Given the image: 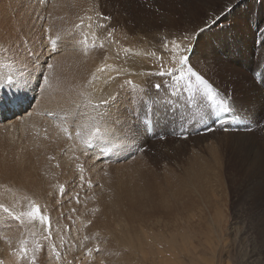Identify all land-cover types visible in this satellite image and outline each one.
<instances>
[{"label": "bare ground", "instance_id": "obj_1", "mask_svg": "<svg viewBox=\"0 0 264 264\" xmlns=\"http://www.w3.org/2000/svg\"><path fill=\"white\" fill-rule=\"evenodd\" d=\"M191 1L179 3L182 11L186 9L185 13L174 7L164 9L166 11L162 13L164 26L173 31L183 30L191 33H195L202 27L201 31L208 35L211 32L210 27L220 24L216 23L217 21H224L225 25L224 28L220 25V28H216L210 34L211 43L203 48L201 56L190 57L217 88L215 92H212L214 99L210 102L207 100L206 107L198 108V113L194 112V108L189 110L192 116L190 122H198L202 131L208 133L205 137L215 136L221 131L230 134L240 122L237 109L230 103L235 93H231L228 86L227 89L216 80L217 78L208 74L207 62L214 57L210 63L212 65L210 69L222 70L226 80L232 81L233 86L239 85L240 92L245 94L240 93L241 98L247 96L248 102L254 105L255 111L263 108L264 0H196L197 5L201 3L202 6H207V14L203 18L199 17L200 12L197 9L196 11L188 9ZM62 2L63 0H0V98H6L9 101L6 103L4 99H0V109L8 107L14 110H10V113L4 111L5 118L0 120V183L11 186L17 192L25 193L33 198L57 201L58 194H61L58 193L59 188L62 186L67 190L64 188L66 191L64 196L70 198L71 195L79 193V190L87 189L86 181H90L91 187L96 185L92 190H88L90 196L98 195V191L102 189L100 191L102 198L98 202L100 210L97 216L102 220L106 219L99 221L93 228L111 232L118 228L120 231L132 233L134 223H136L141 233L148 232L149 220L153 217L155 221L161 220L160 218L172 219L173 217L169 215L178 218L180 214L193 209L192 207L196 205L195 198L191 188H186L197 187L196 176L199 173L190 172L186 177L179 178L181 184L185 183L181 187V189H186L185 193L180 189L179 183L176 185L173 183L178 178L174 179L166 174L162 176L163 183L149 181L143 184L144 182L141 183L134 179L129 184H125V173L121 177L118 173L115 178H112L111 175L117 170L134 164L136 161L134 156L143 143L142 138L145 140L151 138L148 132L150 126L147 125L144 130L142 120L146 116H148L147 120L153 118L154 137L159 133L166 136L170 118L173 116L170 113L172 107L167 108L168 104H163L161 119L156 120L154 111L149 108L150 104L147 102V110L143 109L146 113L141 110L138 119L134 118L136 122H132L133 119L130 116L126 119L119 100L124 81L128 82L130 87L134 84L133 90L136 85L143 86L144 92L148 94L150 91L145 84L149 79H156V75L138 72L139 70H133L132 66L121 62L116 66H110L109 52L112 45L110 47L105 44L100 45L101 48L104 47V50L98 49V51L93 47L94 45H87V42L80 37L79 16L69 7H65ZM192 10L195 18L194 22L189 23L188 16L185 14L192 13ZM180 11L185 18L181 16ZM178 14H180V19H185L183 28L179 26L180 22L175 17ZM225 19H236V24H229ZM52 41L56 42L55 45ZM114 41L111 47L113 51L115 49L114 52L121 50L120 53H122L123 50L125 53L123 55L127 56L124 58H136V61L140 62L139 55L138 58L137 55L132 57L128 55V52H134L138 47L143 49L142 46L125 38L118 37ZM126 47L129 49L126 50ZM187 47L190 49L192 45ZM54 48L55 51H53ZM140 56L147 59L144 53ZM147 70L155 73L157 69L148 67ZM248 70L253 72L254 77L248 75ZM258 75H260L259 78ZM21 83L23 86H20ZM113 90L119 94L116 100L109 98L114 104L105 108H109L110 111L101 116L96 115L101 108L98 103L108 91ZM235 92L238 94L239 89ZM91 100H96V106ZM221 100L224 101L223 106L216 103ZM11 101L16 104L17 109L10 106ZM189 105L191 107L192 104ZM197 105L200 104L195 103L194 106ZM218 109H225L226 113L232 116L231 120L219 123L214 117ZM92 110L94 117H100L94 121L93 127H91L90 120ZM164 114L168 117L165 118ZM124 123H128L126 132H124ZM138 130L141 131L142 137L137 134ZM146 150L143 151L144 157L152 158L154 155ZM140 157L143 158V156ZM104 169L108 170L109 174H106ZM119 178L122 179L120 183ZM187 180L191 183L186 184ZM101 183L103 188L99 186ZM186 193L189 198H185V201L183 195ZM179 207L180 210H178ZM111 218L118 223H114ZM117 239L116 236L108 243ZM143 242L142 240L138 242L139 246L132 239L127 243H134L137 251L139 247V251L143 250L146 254L142 246ZM126 246L129 247L128 244Z\"/></svg>", "mask_w": 264, "mask_h": 264}, {"label": "rangeland", "instance_id": "obj_2", "mask_svg": "<svg viewBox=\"0 0 264 264\" xmlns=\"http://www.w3.org/2000/svg\"><path fill=\"white\" fill-rule=\"evenodd\" d=\"M190 1L63 0L62 3L79 16L80 37L87 42V45H94L93 47L97 48V51L98 49L104 50V47H100L103 44L109 47L113 46L115 38L118 37L129 39L132 43L143 47V49L138 47L136 51L128 52V55L132 57L137 55L138 58L139 55L140 62L136 61V58H124L127 56L123 55L125 54L123 50L122 53H120L121 50L114 52L115 49L113 51L112 46L110 47V66H116L121 62L132 66L133 70L146 72L147 75L153 74L157 77L149 79L145 84L150 91L148 94L144 92L143 86L142 88L136 85L133 90L134 84H131L132 87H130L128 82L124 81L119 100L126 119L130 116L133 119L132 122H136L135 119H138L141 110L146 113L143 109L147 108V102L150 104L149 108L154 111L156 120L161 119L163 104L167 103V108L172 107L170 113L173 116L170 118L166 136L159 133L154 137V133H152L154 130L149 132V127L148 132L151 134V138L149 140L142 138L143 143L134 156L135 165L117 170L111 175L112 178H115L118 173L121 174L120 177L125 173V184H129L134 179L141 183L144 182L143 184L149 181L163 183L162 176L166 174L174 179L178 178L173 183L175 185L179 183L181 189L185 183L181 184L179 178L186 177L190 172L199 173L196 176L197 183L195 182L197 187L186 188H191L196 205L192 207V210L180 214L178 218L169 215L173 218H166V220L160 218L161 220L155 221V217H153L149 220L150 228L145 233H141L142 231L137 228L136 223H134V231L129 232L130 234L120 231L118 228L114 232L101 231L93 227H96L99 221L106 220L97 216L100 210L98 202L102 198L100 195L101 188H103L102 183L99 184L101 190L98 191V195L90 196L88 190H92L96 185L91 187V183L86 181L87 189L79 190V193L71 195L70 198L64 196L67 190L64 186H62L63 188L60 186L58 193L61 194H58L57 201L33 198L25 193L17 192L11 186L0 183V206H2L0 207V264H33V257H35L34 264H264V106L255 111L254 105L248 102L247 96L241 98L239 85L233 86L232 81L226 80L222 70L210 69L212 66L210 63L214 59L212 57L213 59L208 60L209 63L207 62L206 66L208 74L217 78L216 80L222 83V86L227 89L229 87L228 90L231 93H235L230 103L237 109L240 122L230 134L221 131L220 134L209 137H205L208 133L202 131L198 122H190L192 116H190L189 110L194 108L195 112L198 108L206 107V104L210 102L207 95L209 88H212L213 92L217 89L216 85L200 71L198 65L190 57L201 56L203 48L211 43L210 34L216 28H220V25L222 28L225 25L224 21H217L216 23L220 24L210 27L211 32L208 35L201 31L202 27L195 33H191L181 29V31H173L164 26L162 22L164 9L174 7L182 11L179 3H189ZM191 2L192 7L189 5L188 9L194 11L197 9L200 12L199 17H205L207 6H202L201 3L197 5L196 0ZM193 10L192 13L185 14L188 16L189 23L190 21L194 22ZM181 11L180 13H185L186 9ZM179 16L180 14L175 15L180 22L179 26L183 28L185 19H180ZM181 16L184 14L182 13ZM225 20L229 24H236V19ZM182 36H186L187 39H181ZM194 37L195 39H193ZM173 41L186 47L192 45L186 55L190 58L189 66L192 67L194 75H185L182 80L175 78L179 72L161 76L162 78L159 75L161 71L180 68L179 63H175L169 58L172 55L169 49L173 46ZM128 49L129 47H126V50ZM141 53L146 54L147 59H143L140 56ZM141 60H143L142 63ZM148 67L157 70L153 73L147 70ZM184 72L187 73L186 67ZM250 72L248 70V75L254 77L253 72ZM197 76L202 80H197ZM259 76L257 77L259 78ZM156 84L161 85L158 90L154 87ZM137 88L139 89L137 90ZM234 89H239V93L237 94ZM118 94L115 90L108 91L98 103L101 108L96 115L101 116L103 113H108L110 109L105 108L102 102L110 101L107 107H111L114 104L111 100H116ZM91 101L95 102L94 106H96V100ZM193 103L200 105L197 107ZM151 104L154 108L151 107ZM189 104H192L191 107ZM92 114L94 111L90 115L91 127L94 126V121L100 118L94 117ZM164 115L165 118L168 117L167 114ZM147 119L148 116L143 119L144 121L142 120L144 130L147 125L153 127V118ZM128 123H124V132H126ZM172 123L173 125H171ZM173 132L177 135L175 136ZM137 134L142 137L140 130L137 131ZM145 150L154 155L150 158L151 160L147 156L144 157L143 151ZM104 171L106 170L104 169ZM131 171H133L132 175ZM106 174H109L108 170ZM135 175H137V179ZM130 177L132 180L129 179ZM121 180L119 178V183ZM189 183L191 181L187 180L186 184ZM197 188L199 189L197 190ZM60 189L63 191L61 192ZM186 189L181 190L185 193ZM188 196L187 193L183 195L185 201ZM33 205L39 206L42 215L49 217V220L41 222L39 218L24 215L31 211ZM4 209H8V211L5 212ZM180 209L179 207L178 210ZM14 216H19L20 219L17 220ZM113 222L118 223L115 220ZM189 223H194V225ZM134 235L137 237L135 238ZM116 236L118 237L116 241L108 243ZM130 238L135 241L137 246L141 240L144 241L142 246L146 254L141 249L139 251V247L137 251V246L134 243H127L131 241ZM127 244L129 247L126 246ZM21 249L27 251L22 252Z\"/></svg>", "mask_w": 264, "mask_h": 264}, {"label": "snow or ice", "instance_id": "obj_3", "mask_svg": "<svg viewBox=\"0 0 264 264\" xmlns=\"http://www.w3.org/2000/svg\"><path fill=\"white\" fill-rule=\"evenodd\" d=\"M181 39H187L186 36H182ZM53 45H55V41H52ZM173 47L171 49H169V51L172 53L171 55V60L175 63H179L180 68L179 69H167L164 71L159 72L160 76H164V75H173L175 72H179V75L176 76V79H184L185 75H194L193 73V69L191 66H189V57L186 55V53H188L190 51V49L186 46H184L181 43H178L176 41H173ZM53 51H55V48L53 49ZM48 67H51V65H48ZM185 67L187 68V73L184 72ZM197 80H202L201 77L197 76ZM20 86H23V84L21 83ZM154 87L158 90L161 85L160 84H156L154 85ZM209 96L208 98L210 100L214 99V96L212 95L213 90L211 88H209ZM105 107H107L109 105V101H104L103 102ZM216 103L220 104L221 106H223L224 101H216ZM98 132L100 131L99 129L97 130ZM90 184V181H89ZM2 207V206H0ZM5 212L8 211V209H4ZM24 215H27L31 218H39L41 222L44 221H48L49 217L42 215L39 206L37 205H33L31 211L24 213ZM15 219L19 220L20 217L19 216H14ZM22 252H26V249H21ZM35 261V257H33V264Z\"/></svg>", "mask_w": 264, "mask_h": 264}]
</instances>
